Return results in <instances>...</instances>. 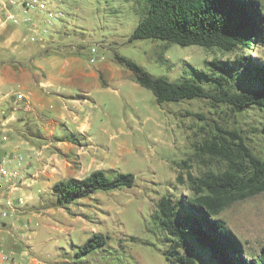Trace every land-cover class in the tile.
I'll use <instances>...</instances> for the list:
<instances>
[{
    "label": "rangeland",
    "instance_id": "obj_1",
    "mask_svg": "<svg viewBox=\"0 0 264 264\" xmlns=\"http://www.w3.org/2000/svg\"><path fill=\"white\" fill-rule=\"evenodd\" d=\"M42 2L63 14L42 27L66 44L83 48L84 53L79 55L83 65L88 64V52L94 49L114 67L127 70L115 62L117 54L153 77L179 82L183 78L199 81L206 63L216 60L232 64L238 55L264 64V44L260 49L225 53L199 46L180 47L159 39L131 40L147 12L145 0ZM261 5L264 14V0ZM122 79L123 85L115 81L112 91L94 95V101L87 105L93 114V141H81L72 151L64 150L71 156L76 151L78 155L88 153L102 162L107 177L131 174L134 184L119 190H97L88 198L63 206L56 204L52 194L42 192L37 196L36 205L28 209L61 231H52L50 240L47 229L41 226V231L34 227V233L27 231V235H34L35 252L49 264H168L165 251L170 243L159 227L156 203L167 194L182 198L191 195L185 181L188 174L199 177L223 170V162L199 148L207 133L216 126L236 130L246 146L264 157V111L249 108L236 113L227 107H215L206 99L158 105L152 92L135 83L131 73ZM18 153L25 158V151ZM32 194L36 197L35 187L21 188L14 196ZM219 218L249 253L264 246V193L233 204ZM92 234L107 237L105 245L81 254V246ZM198 254L199 264L209 263L207 256ZM14 258L27 264L26 258Z\"/></svg>",
    "mask_w": 264,
    "mask_h": 264
},
{
    "label": "trees",
    "instance_id": "obj_2",
    "mask_svg": "<svg viewBox=\"0 0 264 264\" xmlns=\"http://www.w3.org/2000/svg\"><path fill=\"white\" fill-rule=\"evenodd\" d=\"M145 1L147 12L131 40L159 39L180 47L199 46L225 53L263 47L261 0ZM114 60L132 74L135 83L152 92L158 105L206 99L215 107L236 113L249 108L264 111V64H254L249 56L238 55L232 64L208 62L201 80L183 78L179 82L153 77L117 54ZM261 134L264 137V123ZM199 148L223 162L224 168L199 177L188 174L185 181L191 195L182 198L167 194L157 201L156 218L170 243L165 251L168 264H199L198 253L207 256L208 264H264V246L249 253L219 218L233 204L264 193V157L246 146L239 132L218 126L207 133ZM133 184L131 174L116 173L109 178L103 170H96L83 179L58 181L52 195L56 204L63 206L88 198L97 190H119ZM106 240L101 234H92L80 253H90L104 246Z\"/></svg>",
    "mask_w": 264,
    "mask_h": 264
},
{
    "label": "crops",
    "instance_id": "obj_3",
    "mask_svg": "<svg viewBox=\"0 0 264 264\" xmlns=\"http://www.w3.org/2000/svg\"><path fill=\"white\" fill-rule=\"evenodd\" d=\"M13 1L5 8L18 24L0 15V159L10 160L9 169L17 173L12 182L18 188L8 191L9 184L5 185L0 191V208L6 198L23 197L26 203L0 222V264H9L2 261L3 256L14 260L20 256L27 264H49L35 252L34 235H27V231L46 228L48 240L52 231H61L28 207L36 205L42 192L53 194L58 181L83 179L102 170V162L88 153L78 155L76 151L71 156L64 149L72 151L81 141H93V114L87 105L94 101V95L112 91L115 81L123 85L122 78L130 73L105 62L98 53L99 60L91 63L87 58L92 66L83 65L79 59L83 48L66 44L42 27L52 24L44 12L25 11L23 0ZM261 14L264 23L262 5ZM61 131L64 136L59 135ZM21 150L25 158L18 153ZM17 155L24 158L23 164L14 161ZM33 187L36 197L14 196L21 188Z\"/></svg>",
    "mask_w": 264,
    "mask_h": 264
},
{
    "label": "built area",
    "instance_id": "obj_4",
    "mask_svg": "<svg viewBox=\"0 0 264 264\" xmlns=\"http://www.w3.org/2000/svg\"><path fill=\"white\" fill-rule=\"evenodd\" d=\"M6 4H14L13 0H0V15L7 21L11 22L13 25L18 24V19L6 9ZM22 6L25 11H40L46 14L47 20L52 21L55 18H62L63 14L61 12H55L50 10L46 4L40 0H23ZM101 57L98 56L94 49H90L88 52L89 62H94L99 60ZM14 161L21 165L24 163V158L21 155L13 157ZM10 160L6 158L0 159V191L4 190L5 185L9 184L8 191H13L18 188L16 184L12 182L17 177V173L9 169ZM11 182V183H10ZM5 206L0 208V222L10 216V213L14 212L17 208H22L25 205V199L23 197H18L13 200L11 198H6ZM2 261L9 262V264H23L21 262L15 261L12 257L3 256Z\"/></svg>",
    "mask_w": 264,
    "mask_h": 264
}]
</instances>
